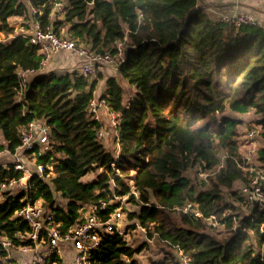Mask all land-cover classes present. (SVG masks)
<instances>
[{
  "label": "trees",
  "instance_id": "trees-1",
  "mask_svg": "<svg viewBox=\"0 0 264 264\" xmlns=\"http://www.w3.org/2000/svg\"><path fill=\"white\" fill-rule=\"evenodd\" d=\"M64 1L62 17L51 20L48 0H0V33L13 35L0 41V147L18 146L20 128L33 119L51 128L53 146L39 158L52 165L53 175L46 181L33 164L28 192L13 194L22 172L0 165V185L16 181L12 188H0L7 196L0 202V241L29 243L23 237L28 224L11 218L27 193L55 210L61 231L77 222L82 208L116 195L137 205L127 213L133 227L155 235L173 251L149 264H179L176 248L193 264H264V233L258 230L264 214L254 209L240 217L236 206L225 201L228 190L244 206L232 187L250 178L237 144L241 121L225 115L227 110L257 115L262 141L257 158L264 163L262 28L229 26L199 7V0ZM32 8H41V13L33 16ZM12 16H33L57 33L64 27L68 38L98 53H115L123 46L118 78L134 87V95L125 103L124 87L113 75L106 77L101 95L117 114V159L97 139L100 124L87 111L97 79L77 72H43L38 48L26 35H14L8 21ZM18 68L35 70L22 102L16 100ZM195 167L209 173L208 186L199 192L184 176ZM100 169L95 179L82 181ZM57 195L64 206L57 204ZM188 202L196 204L202 217L180 212L179 224L172 221L169 213ZM224 210L229 214L222 217ZM210 215L225 225L224 237L207 231L205 218ZM233 216L238 221L234 229ZM257 245L263 246L261 254ZM141 248L128 245L123 235L106 234L90 260L140 264L135 255ZM0 264H6L1 243Z\"/></svg>",
  "mask_w": 264,
  "mask_h": 264
},
{
  "label": "built area",
  "instance_id": "built-area-1",
  "mask_svg": "<svg viewBox=\"0 0 264 264\" xmlns=\"http://www.w3.org/2000/svg\"><path fill=\"white\" fill-rule=\"evenodd\" d=\"M259 1L264 2V0ZM64 6V0H48V17L50 18L54 12L62 15ZM207 6L206 10L229 26L236 28L243 25L260 27L259 20L248 12H240L237 9L223 11L210 5ZM40 9L32 8L31 14L33 16L40 14ZM262 30L264 34V28ZM23 34L26 35L30 44L38 48L42 55L39 69L55 54L67 51L79 57L80 74L88 76L89 79H94L104 66L110 65L117 71L118 65L124 57L123 49L121 50L119 47L120 44L115 53H98L92 50L90 46L78 45L74 40L57 33L50 25L43 27L36 19H33L31 30ZM33 73H35L34 69L18 68L16 70V100L18 102H22L23 93ZM87 111L90 117L100 124L96 135L101 142L107 135L108 125L102 123L100 114L105 111L111 118L115 117L112 121V129L115 136L114 140L118 145L117 114L109 109L106 99L95 97L92 92ZM260 131V126L255 122L253 127L244 135V138L246 136L245 140L250 142L252 146H256L257 143L261 146L260 139H255L257 136L260 137ZM18 139L19 144L13 150L7 146L0 147V158L6 156L10 158V161L1 163V166L7 169L13 167L15 170L21 171L22 176L19 182L25 186L22 190L28 192L31 188L29 184L31 171L27 169L24 161L20 158V154L25 151L34 158L35 172L39 177L44 178L52 174V165L39 160L52 150L51 128L43 120L33 119L20 128ZM257 151L258 148L256 147V161L259 166L257 169L249 167L250 178L248 181L241 182L242 185L239 189V196L243 199V207L247 214H250L254 209L264 214V163H261L257 158ZM242 159L245 163L242 167L246 168L247 160L250 158L243 156ZM111 166L115 167V162H112ZM15 183L14 179L5 180L1 183L0 188L4 191V189L12 188ZM6 198L5 194L0 193V202L5 201ZM123 198L125 197L113 195L98 200L96 204L82 208L79 211L80 215L77 222L61 231V223L56 220L55 210L46 208L41 201L32 199L28 193L25 194L21 200L22 206L14 211L11 218L28 224L29 229L23 237L29 243L15 246L11 240L1 239V246L6 251V264H93L90 260L91 253L99 246L104 235L124 234V229H122L125 216ZM177 209L194 218L202 217V213L193 202H188L182 207H177ZM228 214L224 210L222 217ZM206 221L214 225L218 220L215 215H210L205 218ZM232 224L234 229L238 224L236 216L232 217ZM258 230L260 233H264V221L259 225ZM13 250L27 253L29 256L24 259L12 258L11 251ZM259 253L261 254L262 250ZM175 254L179 264H193L191 257L181 249L176 248Z\"/></svg>",
  "mask_w": 264,
  "mask_h": 264
},
{
  "label": "rangeland",
  "instance_id": "rangeland-1",
  "mask_svg": "<svg viewBox=\"0 0 264 264\" xmlns=\"http://www.w3.org/2000/svg\"><path fill=\"white\" fill-rule=\"evenodd\" d=\"M201 4H203L202 1L201 3H198L199 6H201ZM61 17H62L61 14L54 12L50 16V19L58 20ZM8 21L14 27V35L21 34V33L26 34L29 32L28 30H30L32 27L31 18L28 16L9 17ZM60 32H61V35L68 36L67 33L65 32L64 27L61 28ZM12 36L13 35L6 36L0 33V41H7ZM119 47L121 48V50L123 49V46L121 44L119 45ZM78 66H79V57L77 55L67 52V51H61L58 54H55L53 57H51L47 61V63L44 64L41 70H43V72H46V73L53 71L58 75H63V74L72 73V72L80 73ZM115 74H116L115 69L110 65L104 66L102 68L99 74L94 78V79H97L96 86L93 91V95L95 97H101V95L103 94L104 88H105L104 79L110 75H115ZM99 75H101V77H99ZM118 80L120 83H122L124 87L123 101L126 103L134 95V87L127 84V82L122 80L121 78H118ZM225 115L233 116L234 118L241 121L240 124L238 125L239 134L237 137V144L239 147V151L242 157L245 156V157L250 158L247 160L248 165L246 166V169L249 170V167H254L255 169H257L259 166V163L256 161L255 150H256V147L259 149L260 147L259 143H257L256 146H252L250 142L245 140L246 136L244 138V135L253 127V124L256 122L257 115L254 114L252 111L247 112V113H234L229 110L225 112ZM114 118H111L105 111H102V113L100 114V120H102V123L104 124L107 123L109 131L113 127L112 121H114ZM106 133L108 134V130L106 131ZM255 139L259 140L260 137L257 136L255 137ZM2 142L3 141L0 137V143ZM105 147H107V144H105ZM105 149L109 151L115 159L117 158L118 153H119V146L116 147L114 144H110V145L108 144V147ZM217 155L220 159V162H222L223 157H224L223 153L220 150H218ZM20 158L24 161L27 169L31 171V168L34 164V158L30 156L28 153H26L25 151L20 154ZM8 161H10V158L6 156L3 158V160L0 161V165L1 163L8 162ZM100 171L101 170H97L94 172L91 171L87 173L84 177H82V181L84 182L92 181L93 179H95V177ZM31 174H32V171H31ZM52 175L53 173L48 176H45L44 178L46 179V181H48V179H50ZM208 175L209 173L204 171L200 167H195L184 173L185 178L188 180L189 184L193 188L196 189V192L202 191L208 186L209 184ZM202 182L207 185L202 184ZM241 185L242 183L239 181V182H235L232 187V189L237 192L238 196H239V189ZM13 187L14 188L11 190L13 191V194H18L19 192H21V190L25 186L19 182L16 186H13ZM227 191L228 190H226L225 201L228 203H232L236 206L237 209L235 212L237 213V215L241 217L247 214L241 201L234 199L232 196L229 195V192ZM56 202L59 206L60 205L64 206V203H65L58 195L56 196ZM122 203L124 206V214H125L124 221L122 223L123 224L122 229H124L123 236L126 238L128 245H130L131 247H139V246L142 247L141 250L135 255V258L140 264H149L151 260L162 259L165 255V252H168V251L173 252L170 247L162 243V241L156 238L155 235L153 237H150L147 234V232L141 227H139L138 225L133 227V224H135V222L130 221L128 219L127 213L130 211H135L137 209V205H135L132 202H129L126 197L123 198ZM226 211L229 213L228 210ZM169 215L172 221L179 224L180 211L177 208H175L174 211H171ZM206 225L208 227L207 231L216 235L217 237H224L227 233L225 225H223L222 223H219L218 221L214 225L206 221ZM257 246H258L257 247L258 250H262L263 246H259V245ZM15 253H16L15 250L11 251L12 258L15 257L14 255Z\"/></svg>",
  "mask_w": 264,
  "mask_h": 264
},
{
  "label": "crops",
  "instance_id": "crops-1",
  "mask_svg": "<svg viewBox=\"0 0 264 264\" xmlns=\"http://www.w3.org/2000/svg\"><path fill=\"white\" fill-rule=\"evenodd\" d=\"M203 2L201 4V8L206 10L207 5H210L212 7L218 8L220 10H228V9H237L240 12H248L254 17H256L260 22V27L264 28V2L259 0H199L198 3ZM205 5V6H204ZM205 7V8H204ZM208 11V10H207ZM15 17V16H12ZM31 18V23L33 25V17ZM9 19V18H8ZM31 30V29H30ZM28 30V31H30ZM116 71V70H115ZM118 80V72L116 71V74L113 75ZM106 79V78H105ZM104 79V80H105ZM128 84V83H127ZM105 90V88H104ZM257 120V118H256ZM108 134L105 136L103 140V145L105 147V144H114L116 147H118L117 143L115 142L113 138V129L111 128L109 131V128L107 126ZM262 142V141H261ZM105 147V148H107ZM3 160V158H0V161ZM16 258L24 259L27 258L29 255L27 253H20L16 251L14 254Z\"/></svg>",
  "mask_w": 264,
  "mask_h": 264
},
{
  "label": "water",
  "instance_id": "water-1",
  "mask_svg": "<svg viewBox=\"0 0 264 264\" xmlns=\"http://www.w3.org/2000/svg\"><path fill=\"white\" fill-rule=\"evenodd\" d=\"M257 120H259V119H257Z\"/></svg>",
  "mask_w": 264,
  "mask_h": 264
}]
</instances>
